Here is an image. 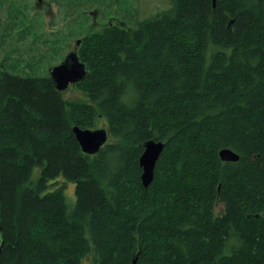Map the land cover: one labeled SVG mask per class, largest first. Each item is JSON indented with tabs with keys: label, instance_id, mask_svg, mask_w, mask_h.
Listing matches in <instances>:
<instances>
[{
	"label": "trees",
	"instance_id": "16d2710c",
	"mask_svg": "<svg viewBox=\"0 0 264 264\" xmlns=\"http://www.w3.org/2000/svg\"><path fill=\"white\" fill-rule=\"evenodd\" d=\"M76 48L87 102L0 74V264H264V0H170ZM101 123L83 153L73 128ZM149 140L166 147L145 187Z\"/></svg>",
	"mask_w": 264,
	"mask_h": 264
},
{
	"label": "rangeland",
	"instance_id": "374dc122",
	"mask_svg": "<svg viewBox=\"0 0 264 264\" xmlns=\"http://www.w3.org/2000/svg\"><path fill=\"white\" fill-rule=\"evenodd\" d=\"M169 6L170 0H0V74L48 77L92 31L109 24L135 28ZM63 95L68 101H88L73 85ZM55 187H64L68 206L76 204L75 184L59 179ZM224 208L218 203L215 215ZM82 264H93L92 257Z\"/></svg>",
	"mask_w": 264,
	"mask_h": 264
},
{
	"label": "water",
	"instance_id": "95a60500",
	"mask_svg": "<svg viewBox=\"0 0 264 264\" xmlns=\"http://www.w3.org/2000/svg\"><path fill=\"white\" fill-rule=\"evenodd\" d=\"M81 44V40L77 41V46ZM88 72L86 64L80 61L78 52L75 50L69 53L63 62L50 69V77L53 79L57 89L64 92L70 85L82 81ZM73 133L79 142L83 153L87 155L98 154L102 147L109 140V132L104 124L95 129L81 128L75 126ZM166 147L165 141L149 140L144 143V152L140 157V166L142 168V182L148 187L154 179L155 169ZM220 157L226 162H237L240 156L231 149L225 148L220 151Z\"/></svg>",
	"mask_w": 264,
	"mask_h": 264
}]
</instances>
